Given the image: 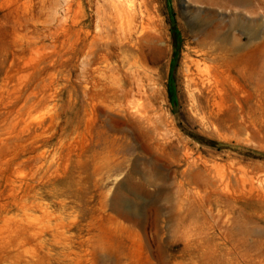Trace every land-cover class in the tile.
<instances>
[{
    "label": "rangeland",
    "instance_id": "obj_1",
    "mask_svg": "<svg viewBox=\"0 0 264 264\" xmlns=\"http://www.w3.org/2000/svg\"><path fill=\"white\" fill-rule=\"evenodd\" d=\"M70 1L62 11L61 0H0L5 65L35 30H59L63 47L43 75L46 103L32 116L47 121L0 141V264H264V9L143 0L153 29L140 68L152 89L147 105L128 92L120 60L128 52L85 63L72 39L61 45L78 19L83 32L96 30L95 1ZM235 17L252 24L254 39L232 25ZM14 20H26L28 31H14ZM203 21L233 53L200 44ZM25 59L31 66L36 56ZM193 59L218 90L213 118L203 121L185 81ZM127 102L145 109L165 146L123 113Z\"/></svg>",
    "mask_w": 264,
    "mask_h": 264
},
{
    "label": "bare ground",
    "instance_id": "obj_2",
    "mask_svg": "<svg viewBox=\"0 0 264 264\" xmlns=\"http://www.w3.org/2000/svg\"><path fill=\"white\" fill-rule=\"evenodd\" d=\"M92 1H95L94 3L95 15H96L95 33L92 35V33H90L89 31L83 32L81 27L82 22L79 19L76 20L75 22L73 20L71 22H74L73 27L75 30L72 28L74 30V32L71 31L72 38H70L68 41L67 40L61 41V45L63 46L68 42H71L72 39V42L70 44V50L76 56L83 55V62L85 63H89L93 57H97V56H99V59H102V61L103 60L107 61V59L110 58L116 51H119L121 54H123V52H128L129 55L123 57L121 56L122 59H120L122 60L123 63L125 62V64L127 65L128 67L127 74L131 79L132 86L130 87L128 92L144 99L146 104L148 105L150 103L148 101H150V97L152 95V89L149 88L150 86L147 87V85H145L146 83V81L144 80V78L146 77V74H144L145 70L142 71L140 69L142 67L141 63L142 62L145 63V59H146L144 44L148 42L149 38L153 37V32H152L153 29H151L152 26L150 24L151 15L148 11L147 4L143 0H140L138 4H134L131 0H92ZM203 1L211 4L212 3L215 4L217 2L229 3L235 6H240L242 8L252 9V12L257 9H261V10L264 9V0H203ZM70 2H71L70 0H61V3H63L64 6L63 7L64 10L62 9V11H66L65 7L68 5V3L70 4ZM210 18L213 19L211 15ZM60 21L61 20H59L58 22ZM12 23L13 24L11 27L14 31H16V28H23V29L25 28L28 31L26 20L25 21L14 20ZM61 24L58 28H61ZM232 25L235 28L239 29L240 32L247 34L249 41L255 38V34L250 32L252 24L241 23L235 17L233 18ZM57 26L58 25L54 26V29H56ZM63 27H65V25L64 26L62 25V28ZM50 31L52 32H48V34L46 32V34H44V32H39V30L38 31L35 30L31 32L32 36H28L27 33L25 35H21L20 38H22V40L19 43L13 45L15 50L14 52L12 51L13 52L12 59L9 61L7 65H5L7 63L6 58L3 57L2 54L0 55V75L2 76L0 78V141H5L10 136L11 137L16 136L18 138H21L27 134L31 135L37 129H39L42 126L43 121H45V119L43 120V118L40 116H37L36 118H32L33 114H36V112L39 111L46 103L45 89H46L47 80L43 77V75L49 68L54 66L57 63V61H59L62 58V54H63L62 52L63 47L61 46L57 47L56 44L57 41L59 40V36H58L59 30L57 31L56 29L55 31H53L51 29ZM68 31H70V29ZM201 35L202 38L200 44H202L203 46H207V45L212 46L215 45L216 42H218L217 43L218 49L220 48L226 49L229 53L234 52L232 46L231 48L229 46V49H227L226 47L227 45H225L228 44L227 43L228 39L224 37H219L218 31L212 30L211 28H209V26L206 27L205 21H203L201 24ZM67 36L66 38H69ZM46 39H50L49 40L51 41L50 46H48L47 44L46 45L42 44V42L45 41ZM48 44H50V42ZM212 47L214 48V46ZM212 47H210L206 52L207 56L212 55L213 52L215 51L214 49H212ZM67 48L68 47L66 46L64 50H66ZM151 49H152V45H151ZM47 50L48 51L50 50V52H47ZM28 52H31L34 56H36V60L34 61L33 64H31V66L29 65V62L25 61L26 54ZM29 55L31 54L29 53ZM143 66L145 65L143 64ZM192 67L195 68L194 71H192ZM114 69L115 68H112L110 70L114 71ZM198 70H199L198 60L193 59L189 62V64H186L185 76L187 80L185 81H187L186 86L190 89L189 97H190L191 110L195 111L197 115L201 116L200 119L203 121L206 120L205 119L206 115L208 117H212L213 114L215 113L213 107L215 106L214 103L216 99L215 96L217 95L216 92H218V90L216 89L217 90L216 91L214 88L216 87V85L214 87L211 85L210 81L212 80H209V78L200 75L198 73ZM149 79L151 81V78ZM116 87L114 89H116ZM118 89L120 90L121 86L118 85ZM219 90L221 91V89ZM218 94L220 95V93ZM131 97L133 96L131 95ZM127 103L128 105L123 110V113L127 114V116L137 125L139 130L142 129L144 132L153 135L152 141L156 147L160 148L161 146H165L167 142H165L163 135L161 136V134H158L155 131V129L152 128L151 123L148 120L149 117L148 115H146L147 113L144 112L145 109H143L144 111H142L138 107H132V105H136V104H132L130 106L129 102ZM142 105L140 106L142 107ZM160 157L162 156L160 155ZM194 161L196 162V160ZM188 166L191 169L192 166L191 167L190 165ZM196 166L195 168L193 167L194 168L193 171H195V169L198 167ZM127 210L123 211V214L125 216H127L130 219L139 218L138 217L139 214H132L130 211ZM149 228H151V226ZM152 242L154 244V241Z\"/></svg>",
    "mask_w": 264,
    "mask_h": 264
}]
</instances>
